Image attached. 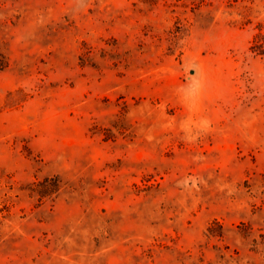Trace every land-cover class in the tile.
<instances>
[{
	"label": "rangeland",
	"instance_id": "1",
	"mask_svg": "<svg viewBox=\"0 0 264 264\" xmlns=\"http://www.w3.org/2000/svg\"><path fill=\"white\" fill-rule=\"evenodd\" d=\"M0 264H264V0H0Z\"/></svg>",
	"mask_w": 264,
	"mask_h": 264
}]
</instances>
